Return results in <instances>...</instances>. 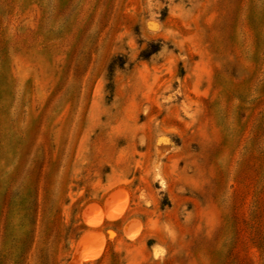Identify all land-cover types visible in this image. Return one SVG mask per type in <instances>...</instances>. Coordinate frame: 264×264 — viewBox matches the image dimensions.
<instances>
[{
	"label": "rangeland",
	"instance_id": "obj_1",
	"mask_svg": "<svg viewBox=\"0 0 264 264\" xmlns=\"http://www.w3.org/2000/svg\"><path fill=\"white\" fill-rule=\"evenodd\" d=\"M0 264H264V0H0Z\"/></svg>",
	"mask_w": 264,
	"mask_h": 264
},
{
	"label": "trees",
	"instance_id": "obj_2",
	"mask_svg": "<svg viewBox=\"0 0 264 264\" xmlns=\"http://www.w3.org/2000/svg\"><path fill=\"white\" fill-rule=\"evenodd\" d=\"M121 63H116L115 59H112L108 65V74L111 75L116 66H120Z\"/></svg>",
	"mask_w": 264,
	"mask_h": 264
}]
</instances>
